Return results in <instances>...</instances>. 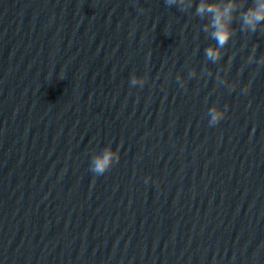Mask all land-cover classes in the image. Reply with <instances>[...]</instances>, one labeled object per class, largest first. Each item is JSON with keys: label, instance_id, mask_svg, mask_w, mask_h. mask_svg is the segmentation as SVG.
I'll return each instance as SVG.
<instances>
[{"label": "clouds", "instance_id": "9594fccd", "mask_svg": "<svg viewBox=\"0 0 264 264\" xmlns=\"http://www.w3.org/2000/svg\"><path fill=\"white\" fill-rule=\"evenodd\" d=\"M168 6L176 5L180 11H187L193 5V0H165ZM245 0H199L195 7V14L201 18H208V24L204 31L209 32L211 38L216 41L215 47H208L205 55L209 60L215 62L220 59L218 49L224 48L233 35L232 23L234 14L239 15L241 28L244 31L255 33L258 27L264 24V0H252L251 6L244 8ZM133 78L132 85L136 84ZM143 86V81H141ZM247 91V87L244 89ZM225 113L213 108L209 110V124L216 125L224 117ZM119 161V156L112 150L107 149L105 152L96 157L91 166V170L96 175H103L111 166L113 157Z\"/></svg>", "mask_w": 264, "mask_h": 264}]
</instances>
